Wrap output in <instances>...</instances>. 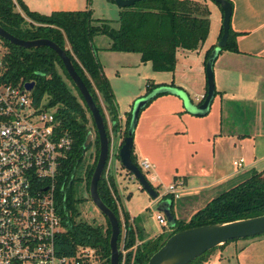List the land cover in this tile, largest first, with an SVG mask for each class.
I'll use <instances>...</instances> for the list:
<instances>
[{
  "label": "trees",
  "instance_id": "1",
  "mask_svg": "<svg viewBox=\"0 0 264 264\" xmlns=\"http://www.w3.org/2000/svg\"><path fill=\"white\" fill-rule=\"evenodd\" d=\"M16 5H20L23 12L18 11ZM121 8L119 26L114 28L108 20L94 18L90 8L53 10L49 14H42L28 9L22 0H0V25L6 31L25 40L48 38L66 50L100 110L108 136L107 115L113 131H117L120 126L117 120V104L109 80L97 60L93 38L96 35H105L110 39L109 50L138 52L141 61L150 62L153 70L172 71L177 59V50L197 49L205 41L210 25L209 10L204 0H140L132 6ZM221 33L222 27L218 40ZM235 35L229 26L227 41L221 50L236 49ZM2 40L7 50L4 57L6 82L18 84L34 81L32 99L36 103L44 99L47 106L56 108L58 128L67 132L71 139L70 149L63 156L56 177L58 185L55 194L65 225V231L56 239V251L69 255L78 245H87L100 253L102 264H109L111 230L107 219L104 226H94L75 219L77 212L74 207L73 183L77 166L85 151L93 144L95 157L86 170L88 188L99 152L98 135L91 114L53 49L48 46L24 48ZM212 48L213 46L205 53L204 63ZM58 70L70 80L77 96L70 91ZM159 85L161 84H148L146 93ZM97 93L103 97L104 108ZM158 95L161 94L155 97ZM126 115L123 138L127 134L130 111ZM90 130H93V140L84 149L83 143ZM131 159L141 169L133 149ZM103 174L104 177L102 175L98 181V193L116 214L120 233L121 227L124 230L123 236L119 234L118 245L124 241L125 246L131 247L136 240L141 241L135 248L132 264H146L149 257L175 232L264 214V169H251L230 180L224 189L193 212L188 220L175 217V198L170 194L174 225L170 226L169 235L145 239L139 235L135 217L131 219L130 215L121 209L123 217L120 219L116 183L113 179L107 180L105 173ZM130 195L129 193L128 197ZM230 241L232 240L206 251L187 264H201L217 247Z\"/></svg>",
  "mask_w": 264,
  "mask_h": 264
},
{
  "label": "crops",
  "instance_id": "2",
  "mask_svg": "<svg viewBox=\"0 0 264 264\" xmlns=\"http://www.w3.org/2000/svg\"><path fill=\"white\" fill-rule=\"evenodd\" d=\"M229 1L232 4L230 27L236 34V49L221 50L214 61L216 93L208 112L203 116L193 115L185 109L179 96L164 93L140 111L134 129L136 159L147 158L149 174L156 178L154 184L177 185L179 197L192 196L197 200L196 195L208 188L219 189L248 170L264 169V163L256 167L264 160V153L257 157L258 147L264 141V126H261L264 124V0ZM109 45L106 50L119 57L130 53L109 50ZM122 62L120 65L125 66ZM108 80L116 101L115 89L110 78ZM171 82L162 80L151 84L170 85ZM176 86L188 93L180 81ZM145 92L135 93L133 99ZM205 92L195 91V99L200 101ZM116 104L117 120L121 125L130 110L121 114L117 101ZM123 129L121 126L117 131L111 129L117 137V149ZM236 156L243 158V166L232 169ZM114 160L119 162L116 156ZM169 195L163 194L162 198L169 199ZM173 209L178 218L177 204ZM133 217L130 215L131 219Z\"/></svg>",
  "mask_w": 264,
  "mask_h": 264
},
{
  "label": "rangeland",
  "instance_id": "3",
  "mask_svg": "<svg viewBox=\"0 0 264 264\" xmlns=\"http://www.w3.org/2000/svg\"><path fill=\"white\" fill-rule=\"evenodd\" d=\"M22 1L27 5L28 9L42 14H49L54 9L80 10L90 8L94 18L106 19L114 28L119 26V12L122 9L113 0ZM204 4H206L209 10L210 20L207 37L197 49H179V52L176 55L177 59L175 67L172 71L153 70L150 62L143 63L141 61L140 54L138 52H130L128 53V56L125 55L126 57H123L122 55L119 57V55H115L111 51L106 50V46L110 43V39L107 36L96 35L94 37L93 45L96 50V57L104 66L102 69L104 68L106 75L110 78L115 89L118 110L121 114H124L126 110H131L132 105L130 106V104H133V101L136 99H133L135 93L145 92L147 90V83L151 84L162 80L171 82L173 79L174 82L171 83H175V86L177 85V81H180L183 85H185V87H187L189 97L193 100V102L197 103V101H199L195 99L194 92H205L207 90L204 63L205 53L208 49H210V47H214L218 42L219 33L222 27V11L219 5L212 0H204ZM16 9L23 12L20 5H16ZM122 61L126 63L125 66H123V64L120 65L123 63ZM58 71L70 91L77 96V92L70 80L65 77L61 70ZM97 94L101 106L104 108L105 103L103 101V97L101 94ZM126 118L127 115H125L124 119H122V123L120 125L122 128H125ZM109 119L110 118L107 115L109 135L111 138L109 164L107 162V180L111 181L113 179L114 183H116L120 219L122 220L123 217L121 212V209H123V211H126L128 214L135 217V224L138 226L140 236L144 238L156 237L158 235L167 237L170 233L171 227L169 226L167 220L165 224L159 221V216L162 215V213L157 210V201L159 199H152L144 189L139 187V182L121 166L120 162L115 163L114 156L111 153L116 154L118 151L115 147L117 137L115 136V132L111 130V122ZM261 126L263 127L264 124L261 123ZM91 131L93 132V130ZM122 139L123 137L121 134L120 141H122ZM258 153L257 157L264 153V141H262L260 147H258ZM94 157L95 149L92 144L85 151L84 157L76 169L75 180L73 183V196L75 199L74 207L77 212L75 219L87 222L94 226H104L106 225V218L93 204L91 198L89 197L87 188L86 170L93 162ZM238 158L239 156H236V159ZM137 162L140 165L141 161L137 160ZM263 163L264 160L256 167L261 166ZM233 167L234 166L232 165V169ZM141 168L143 173L149 174V171L143 167ZM106 169L107 168L105 167L104 173L106 172ZM227 184L228 182L219 186V189L211 187L204 190L205 192H201L196 195L197 200H194L192 196L181 195V197H175L174 204H177L178 207V218L188 220L189 216L193 212L201 208L209 199L224 189ZM171 185L172 183L152 184V186L157 190L159 198L163 194L167 193ZM176 192L179 193L180 189L176 188ZM129 193L131 194L130 197H128ZM122 228L123 227H121L120 235L123 236L124 230ZM140 242L141 241L136 240L133 245L137 246ZM120 245L121 243L118 246ZM124 247V250L126 249L128 251L125 253L121 252L120 264L132 263L136 247H132V250L129 249L130 246L128 247L124 245ZM217 248L210 253V257H208L204 264H264V234L235 239L227 243L225 247H221V249Z\"/></svg>",
  "mask_w": 264,
  "mask_h": 264
},
{
  "label": "built area",
  "instance_id": "4",
  "mask_svg": "<svg viewBox=\"0 0 264 264\" xmlns=\"http://www.w3.org/2000/svg\"><path fill=\"white\" fill-rule=\"evenodd\" d=\"M6 51L0 37V264H102L100 253L87 245H78L69 255L56 251V239L65 231L56 177L71 139L59 130L55 107L47 106L44 99L34 102L26 82H6ZM243 161L232 163L240 168ZM140 167L149 171L147 158ZM144 175L151 185L155 182L154 175ZM176 188L172 184L166 194L178 198ZM159 221L166 223L164 215ZM118 248L120 255L128 251L124 241Z\"/></svg>",
  "mask_w": 264,
  "mask_h": 264
},
{
  "label": "water",
  "instance_id": "5",
  "mask_svg": "<svg viewBox=\"0 0 264 264\" xmlns=\"http://www.w3.org/2000/svg\"><path fill=\"white\" fill-rule=\"evenodd\" d=\"M138 1L140 0H114L119 7L132 6ZM212 1L216 2L222 11V33L216 45L211 49L205 62L207 90L204 96L199 102L194 103L184 89L174 85L164 84L139 96L133 101L130 110L131 116L127 134L124 136L122 143L116 152V156L121 166L127 172L131 173V175L139 182L140 187L144 189L152 199H159L157 201V210L165 216L169 226L174 225V217L170 208L172 201L171 199L162 198V196L159 198L157 190L147 180L141 169L132 161L133 133L140 111L157 94L170 93L179 96L183 101L185 109L193 115L203 116L208 112L215 95L213 64L219 52L226 44L232 14V6L229 0ZM0 37L14 45L24 48L48 46L53 49L60 57L67 74L81 94L82 99L91 114L99 140L98 157L88 186L89 197L96 208L109 222L111 230L109 237V264H118L120 256L118 248V237L120 234L119 220L116 214L103 202L98 193V181L102 177L110 157L111 138L110 135L108 136L107 134L103 117L93 100L92 94L75 70L66 50L56 42L48 38H36L30 40L18 38L6 31L1 25ZM24 87L26 90L32 91L34 81L26 82ZM93 136V132L90 130L83 143L84 149L90 145ZM261 234H264V214L187 228L171 234L149 257L146 264H187L206 251L224 244L229 240L252 237Z\"/></svg>",
  "mask_w": 264,
  "mask_h": 264
}]
</instances>
